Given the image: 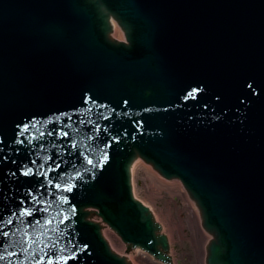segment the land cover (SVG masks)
<instances>
[{
  "label": "water",
  "instance_id": "obj_1",
  "mask_svg": "<svg viewBox=\"0 0 264 264\" xmlns=\"http://www.w3.org/2000/svg\"><path fill=\"white\" fill-rule=\"evenodd\" d=\"M109 16L123 51L81 35ZM137 158L194 199L207 264H264V0H0V264H130L92 214L169 262Z\"/></svg>",
  "mask_w": 264,
  "mask_h": 264
},
{
  "label": "rangeland",
  "instance_id": "obj_2",
  "mask_svg": "<svg viewBox=\"0 0 264 264\" xmlns=\"http://www.w3.org/2000/svg\"><path fill=\"white\" fill-rule=\"evenodd\" d=\"M133 185L136 196L149 205L157 219L164 223L172 241L174 260L177 259L180 264H203L204 244L208 235L202 230L196 217L190 213V199L182 186L176 181L161 179L142 164H139L133 173ZM174 186L175 189H172ZM193 207L196 209L194 205ZM168 211L171 219L165 221L164 214ZM108 237L116 249H122L115 236L109 234ZM136 253L135 264H159L143 252Z\"/></svg>",
  "mask_w": 264,
  "mask_h": 264
},
{
  "label": "bare ground",
  "instance_id": "obj_3",
  "mask_svg": "<svg viewBox=\"0 0 264 264\" xmlns=\"http://www.w3.org/2000/svg\"><path fill=\"white\" fill-rule=\"evenodd\" d=\"M115 32L117 33L118 32V30L117 29H115ZM135 167H137V164H135L134 165V169H135ZM133 169V170H134ZM172 189H175V186L172 188ZM188 202V201H187ZM188 207H189V209H191L192 211L190 212L192 215H194L195 217H196V219H198V215H197V212H196V210L194 209V208H192L193 207V205H192V203L191 202H188ZM191 207V208H190ZM170 211H168V213L166 212L165 214H164V219H165V221L167 220L168 221V219H171L170 217V213H169ZM170 216V217H169ZM159 218V217H158ZM160 219V218H159ZM198 222V221H197ZM167 223V222H166ZM193 223V222H192ZM163 224V231L164 232H166V233H168L167 232V230H166V227H165V225H164V223H162ZM167 236H168V239H169V242H171V244H172V241H171V239H170V235L169 234H167ZM171 251H172V249H171ZM136 251L135 252H133L132 253V255L133 256H131V259H132V262H133V264H135V262H134V260H135V258H136ZM177 260V259H176Z\"/></svg>",
  "mask_w": 264,
  "mask_h": 264
}]
</instances>
